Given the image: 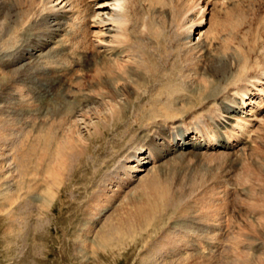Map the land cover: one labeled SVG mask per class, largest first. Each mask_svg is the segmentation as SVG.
I'll return each mask as SVG.
<instances>
[{
  "label": "rangeland",
  "instance_id": "obj_1",
  "mask_svg": "<svg viewBox=\"0 0 264 264\" xmlns=\"http://www.w3.org/2000/svg\"><path fill=\"white\" fill-rule=\"evenodd\" d=\"M10 1L12 0H6L0 6V27L4 24L0 31L8 33L6 37L0 39V79L8 73L10 77L6 87L10 86L14 89L28 88L27 91H18L21 94L19 100L24 103L13 101L10 105L13 107V111L10 112L11 117H14L16 121H25L26 123L29 120H38L39 116L57 125L62 119L64 123L66 116L64 113L62 114L59 105L54 103L55 100L59 99V93L50 86V76L45 74L43 67L54 64L56 60L63 59V57L78 59L83 54V51H80L82 47L89 51V55L84 54L88 55L90 59H103L100 56L101 53L96 51L95 36L92 37V31H96L98 28L93 17H91V13L97 11L99 5L96 2L92 3L91 0L63 1L67 3L65 9L69 12L66 19V25L68 26L67 39H64L61 49H52L51 47L45 49L46 59L33 61L29 55L30 53L38 55L35 49L31 50L36 44V39H45V36H48L51 30V19L48 16L46 17L49 12H45L50 10L46 9L45 2L49 6L55 1L49 0L52 2L49 3L48 0H43L37 15L34 12L38 9V5L32 6L30 4L32 0L30 2L29 0H23L14 7L9 5ZM197 1L195 5L193 0L189 1L193 5L189 3L188 6L193 10L189 9L185 13L179 10L176 0L130 1V6L126 7L124 15L130 16L131 19L127 24V30L118 36V44L122 38L131 46L127 47L128 54L133 55L135 53V55H138L140 44L151 46L157 42L161 43L162 47L166 49L165 44L168 42L172 43V55L153 51L152 55L155 59L151 60L148 54L146 55V62H149L151 66L159 65L162 71L159 77L150 75L153 81L152 88L154 89L147 94H140L134 87L139 82L138 77L134 76L128 81L127 85L131 91L126 87L129 92L126 95L122 94L118 98V102H115V104H120V106L115 107L116 110L121 109L122 115L113 116L108 113L104 116L115 118L110 126H106L104 134L99 133L89 140V148L76 164V169L69 172L64 185L59 190L56 189L57 196L51 207L46 209L41 206L38 207V198L35 195L43 193L46 188L39 183V181H42L41 177L43 176L40 171H38L40 174L37 175L32 171L33 168L27 169L25 167L26 159H22L24 163H21V165L18 162L21 158L18 161L16 159L17 163H15L11 151L3 149L9 155V161L14 164L12 165L15 169L14 177L19 175L20 178L21 174L18 172L21 169L26 173L30 171L32 182L29 181L28 184L38 190H32L31 195L33 196L27 195L26 201L29 202L30 200L33 203H29L30 206L27 208L29 210L26 209L24 213L21 212L24 209L22 200L19 199L16 203L14 201L10 204L11 201L0 198V264H245L243 262L245 255L231 250L232 239L229 238L232 237V230H237L239 225L248 223L252 218L256 219L257 224L264 220L263 106L255 108L260 118L259 121L255 120L256 116L247 117L249 120L251 119V122L249 121L251 133L248 138L253 137L247 143V146L244 145V148L239 146L231 150H225L223 148L195 149L190 146L187 148L182 147L181 153L160 156L156 165L149 162L145 166L146 170L141 171L140 167L139 170H131V175L128 173L129 166L135 162H128L126 156L132 155L136 151L134 150L136 147L139 148L141 145H145L143 144L144 141L150 140L153 133L155 123L150 124L146 121L145 117L149 114L144 108H152L159 105L160 102L166 101L160 85L172 78L173 82L183 85L182 94L186 101L197 102L191 108V113L186 115L188 117L187 121H191L200 113H215L218 109L215 106V103L218 104L216 100L225 95L232 85L226 83L216 84L215 80L201 74L200 71L206 70L211 57L220 53L219 51L226 54H236V51L238 52L247 40L250 43L254 37L246 32L245 21L248 20V17L251 18L254 13L257 23L256 17L264 15V2L262 0H257L256 4L261 6L256 11L257 13L252 11L254 9L250 10L248 8L255 0H236L240 4L239 6H231L227 9L226 6L232 5V3H227L228 5L223 6L222 10L217 8L218 12L212 10L214 15L211 12L202 15L200 6L203 2L202 0L199 3ZM248 1L249 3H247ZM63 2L57 5L59 7L62 5L60 9L64 6ZM221 3L219 6H221ZM59 7H56V9ZM65 9L63 8L60 11ZM81 9H84L83 12ZM79 10H81V14ZM3 16L8 17L6 21ZM202 18L203 23L198 28L196 27L195 31L192 30V25L197 26L198 23L202 22ZM234 23H240L242 27L240 30H242L232 28L230 24ZM85 31L88 32L84 34ZM258 34L262 35V32ZM199 35L200 37L197 39L196 37ZM68 36H70L69 39ZM262 37V40L259 39L258 42L264 41V35ZM236 39L237 41H235ZM187 40H192V43H203L206 46L205 49L197 50L194 59L190 60V63H185L182 58L183 52L185 53L188 50L184 48ZM84 43L86 44L84 45ZM238 44H241L239 45L240 48L237 46ZM71 45H74L73 50ZM216 45L217 50H215ZM74 47H78L80 50L78 48L76 50ZM22 49H27L28 53L20 56L18 53ZM159 58H164V61L159 63ZM182 62L186 64L185 67ZM89 68L80 79L77 73L78 69L76 70V67L75 69L72 68L76 75L73 74V76L68 77V81L66 79L67 83H63V85L65 84L67 89L70 87V90L74 89L73 91H75L78 89L81 91L89 82L91 85L96 83L92 79L93 70L90 69L91 71L88 72ZM11 72H14V74L12 75ZM192 72H195V77L190 76ZM146 73L150 74L148 69ZM221 78H219L220 81H222ZM72 79L73 83L77 79L81 80L80 82L83 83L79 85L80 87L84 85V87L78 88V83L72 85L71 82L68 85V82ZM197 89H199L198 94L196 93ZM82 93V95L84 93L89 94L88 89L82 91ZM92 97L99 98L98 92L94 91ZM80 98L79 96L78 99ZM33 99L38 101L28 106L26 101ZM255 99L260 100L259 97ZM74 102H78V100L74 99ZM94 102L90 99L87 106L84 105L83 113L93 115V111L97 107ZM55 109L60 111L53 114ZM139 110H142L145 117L141 119V124L137 125L134 122V115ZM180 110L182 113L185 112V109L180 108ZM75 115L76 113L73 117ZM118 117L121 118L119 122L116 121ZM84 118L82 115L78 116L77 113V123H82V120H89ZM169 122L166 123L167 125L163 124L171 131L170 126L172 125ZM25 124L21 125L24 126ZM82 124V126H86L85 123ZM175 124L182 125L180 121ZM82 132L85 137H90L87 128H83ZM207 136L204 135L203 138ZM152 141L154 140L152 139ZM161 142L159 139L157 140V143ZM152 146L157 148L161 144L152 142ZM146 148L147 146L142 147L141 152L145 151ZM17 167H20L18 171L16 170ZM258 170L263 171V174H259ZM61 172L62 169L59 167L57 172L54 173L59 180H62L66 170ZM127 173L130 175L131 180L129 183H124L120 188L118 183H122L127 178ZM30 174L28 172V175ZM152 176L158 178V182L162 187L171 189L170 201L175 208L164 211L161 219L156 218L153 220L154 224L148 226L145 231L143 230V233H136L121 245L111 246V248H98L93 244V241H96L97 233L103 228L104 224L108 223L113 214L124 204H127L126 202L130 198L139 197L140 191L144 188V181ZM175 193L176 196L172 198ZM106 195L110 199L103 201L104 206H100L101 209L107 207V210L102 215L94 218V210H88L89 204L94 201H102ZM34 196L35 198H33ZM3 203L8 205L6 211L2 209ZM252 205L253 209L249 211L248 208ZM206 207L218 214V221L205 217L204 210H206ZM13 210L17 212L11 215L9 212ZM232 216L242 223L234 226V222L230 218ZM219 222H222V224H219ZM182 233H186L188 236L186 239L189 242H186L185 246L179 243L177 246L181 249L175 246L171 248L169 253H166V251L161 252L166 246L164 243L172 240L173 237H180ZM207 236L211 238L209 239ZM192 240H195V242L193 243ZM212 240L216 241V247L212 250L203 251L200 241L212 242ZM239 246L240 249H243L245 245L240 244ZM186 251L188 253L182 259ZM168 256L172 259L161 262ZM155 259H158L159 262L154 263Z\"/></svg>",
  "mask_w": 264,
  "mask_h": 264
},
{
  "label": "bare ground",
  "instance_id": "obj_2",
  "mask_svg": "<svg viewBox=\"0 0 264 264\" xmlns=\"http://www.w3.org/2000/svg\"><path fill=\"white\" fill-rule=\"evenodd\" d=\"M22 1L23 0H12L9 2V5L11 7H14ZM42 1L43 0H32V2L30 3L32 6L38 5V9H36L34 12L35 15L39 13L38 11H40L39 8ZM53 1H55L56 3ZM63 1L65 0H52L53 3L49 1V3H52L51 5H49L50 7L45 2L46 9L50 10L45 12H49L46 17L48 16V18L51 19V30L49 32V35L45 36V39L37 37L39 39H36V44L33 48H31V50L35 49L38 52V55H35L33 53H30L29 55L33 59V61L36 59L37 61L46 59L47 56L44 52L45 49H47L48 47H51L52 49H61V44L64 43V39H67L66 36L68 35V26L66 25V19L69 12L65 9L67 3ZM130 1L131 0H91L92 3L96 2L99 5L97 7L98 10H95L91 13V17H93L96 23V27L98 28V30L92 31V37L95 36V42L97 46L96 51L98 53H101L100 56H102L103 59H90V57L88 56L89 51H87L83 47L81 48L82 50L76 47L80 51H83L82 56L80 54V56L78 55V59L75 60V57H63V59L66 58L64 59L66 61L61 58L62 60L58 59L54 62V64L43 67L45 74H49L50 76V86L52 88H55V90L59 93V99L55 100L54 103L58 104L62 110V114H65L66 118L64 123L62 119V121L57 125L51 121H47L44 118H41L40 116L38 117V120H29L27 123L25 121H16L14 117H11L10 112L13 111V107H11L10 105L13 103V101H17V103H24L23 101L19 100V95L21 94L18 91H27L28 88L14 89L10 86L6 87L7 81L10 77V74L8 73H6L0 79V198L2 200L5 199L7 201H11L10 204L14 201L16 203V201H19V199L22 200L24 209L20 207L21 205L18 206L23 210H21L22 213H24V211L26 212L28 206L33 203L30 200L29 202L26 201L27 195H31L32 190L34 191L38 189L34 187L32 188L31 184H28L29 181L30 183L32 182V174H30V171H28L30 174L28 175V172L26 173V171L21 169L18 172L21 174L20 178L18 177L19 175L15 176L16 178L14 177L15 169L12 167V165L14 164L9 161L10 157L6 152L3 151V149L11 151V154H13L12 158L15 163H17L19 158H21V160L18 161L20 162V164H18L21 165V163H24L22 159H26L28 161H25V167L27 169L33 168L32 171L37 173V175H39L40 173L43 175L41 177L42 181H39V183H41V185L43 184L46 188L43 193L41 192L34 195L38 198V207L41 206L45 209L51 207L55 202V198L57 196L56 189L59 190L66 182L68 173L76 169V164L81 160L84 153L89 148V140L93 139V137L98 135L99 133L104 134L106 126H110L115 118L112 116H104H106L108 113H111L113 116L122 115L121 109L116 110L115 107L120 106V104H115V102H118L117 100L122 94L126 95L127 92H129L127 90V88L130 90V87L127 85L128 81L131 80L134 76L138 77L139 82L134 87L137 91H139L140 94H147L149 91H152L154 89L152 88L153 81L151 79V76L159 77L161 76L162 71L159 68V65L151 66L149 62L147 63L145 60L146 55L148 54L150 60L155 59V57L152 55L153 51L164 52L167 55H172V43L168 42L165 44L166 49L162 47L161 43L157 42L151 46L148 44H140V46L143 47L139 46L140 53L138 55H135V53H133V55L128 54L129 50L127 47L131 46L125 40L123 41L122 38L120 39L118 44V36L122 35L127 30V24H129L131 19L130 16L124 15L126 7L130 6ZM176 1L179 10L182 13H185V11H189V9H191V11L193 10L188 6L190 3L189 1L192 0ZM193 1L195 5V2L197 0ZM4 2H6V0H0V6H2ZM62 2L64 3V11H60L63 9H60L62 5H60V7L57 6L60 3L62 4ZM197 2L199 3L200 0H198ZM202 2L203 3L200 6V13L202 15H205V13H212L213 11H217V8L222 10L223 6L228 5L227 3H232V5L229 4L228 7L226 6L227 9L231 8V6L240 5L236 0H202ZM220 2H222L221 6H219ZM262 2H264V0H262ZM247 3H249V1ZM256 3L257 0L251 3L248 8L250 10L254 9L252 11L256 12L259 7H261ZM82 4L84 5V3ZM191 4L192 3H190V5ZM56 7L59 8L56 9ZM81 10H79L80 14ZM260 15L261 14L259 13V16ZM3 18L6 21V18L8 17L3 16ZM256 18L257 23L255 21L253 13L252 17H248V20L245 21L247 28L246 32H249V34L254 37V39H250V43H248L247 40L241 48L239 47V45L241 44H238L237 46L240 48V50L237 49L239 51H236V54H226L223 51H219L220 53L211 57L206 70L200 71L201 74H205L207 75V77H211L213 80H215L216 84L226 83L232 85L225 95L216 100L218 104L216 105L215 103V106L218 107V109L215 113H200L199 115L191 119V121H187L188 117L186 115H189L191 113V108L197 102L186 101V98L182 94L183 85H180L178 82H173L172 78L160 85L162 93L165 94L166 101L160 102L159 105L152 108H144V110H147V113L149 114L146 117L142 110L136 112V114L134 115V122H136L137 125L141 124V119L143 117H145L148 123L155 124L153 125V133L151 134L150 140L147 139L143 143L145 145H141V147L139 148L136 147L134 149L136 151L132 155L129 154L126 156V160L128 162L131 161L137 163L136 165L134 163L129 166L130 170L128 171V173H130L131 170H139L140 167L141 171L146 170L145 166L149 162H152L154 165H156L157 159L160 156H168L171 154L181 153L182 147L187 148L188 146H190L195 149L223 148L225 150H231L239 146H241V148H244L245 146H247V143L252 140L253 136H250L251 139L248 138L249 134L251 133V129H249L251 119L249 120L247 117L253 115L254 117L256 116L255 120L259 121L260 118L257 110L255 111V108H259L262 106L264 107V41H260L261 43L258 42L259 39H261V37L264 35V15ZM202 23L203 18L202 22L198 23L197 26L192 25V30L195 31ZM72 25L70 26L72 27ZM230 26L236 30H240V28H242L240 23L230 24ZM87 32L85 31L84 34H86ZM259 32H262V35L258 34ZM7 34V32L0 31V39L6 37ZM69 37L70 36H68V39ZM199 37L200 35L196 38L199 39ZM235 41H237V39ZM86 43H84V45ZM71 46L73 50L74 45ZM205 47L206 46L203 43H192V40H187L184 44V48L188 50L187 52H183L182 54L183 61L185 63H190V60L194 59V55L197 50L205 49ZM215 47V50H217V45ZM22 50H20V52L18 53L20 54V56L28 53L27 49ZM163 61L164 58H159L158 62L162 63ZM185 65L186 64L183 63L184 67ZM231 65L232 67L234 66V68L230 67ZM75 67L76 70L78 69L77 73L80 76L79 79L83 77L84 73L87 71V68L90 67L88 72L91 71L90 69L93 70L92 79L93 81L95 80L96 83L91 85V83L89 82L88 84H86V87H84L83 85L84 90L88 89L89 94L84 93V95H82V91L84 90L80 91L77 89L73 91L74 89H72V87V90H70V87L68 89L66 88L65 84L68 81V77L75 74L72 70V68L75 69ZM147 69L150 74L146 73ZM11 74L13 75L14 72H11ZM194 75L195 72H192L190 74V76L192 77H195ZM220 77H222L221 80L223 82L219 80ZM79 79H77L78 81L76 80V82L74 83L72 79V81L68 82V85L70 82L72 83V85L76 83H78V85L80 83H83L80 82L81 80ZM63 83L65 84L63 85ZM83 87H80L79 85L78 88ZM94 91L98 92L99 98L92 97ZM198 91L199 89L196 90L197 94ZM79 96L81 97L80 99H78ZM256 97H259L260 100L258 101L257 99H255ZM74 99H77L78 102H74ZM88 99L94 100V103H96L97 105V107L93 111V115L83 113L84 107L87 106L89 102ZM37 101L38 100L36 99L29 100L26 101V104L30 106ZM180 108L185 109V112L182 113ZM59 111L60 110L55 109L53 114L58 113ZM75 113L76 115L73 117ZM77 113L78 116L82 115L85 117L84 119H89L88 121L82 120V123L86 124L85 127L82 126V123H77ZM178 118L179 120H177ZM120 119L121 118L118 117L116 121L119 122ZM168 121H170L172 125L170 126L171 131L168 130V127L164 126V124H166ZM178 121H180L182 125L175 124ZM21 124L25 125L23 126ZM83 128L88 129L90 137H85L82 132ZM204 135L208 136L203 138ZM152 139L154 141H152ZM158 139L162 142L157 143ZM147 142L150 143L146 144ZM152 142H154V144H161V146H157V148H154L152 146ZM145 146H147V148L145 149V151L141 152V148ZM147 149L148 152L146 153ZM59 167L62 169V172L66 170V173L62 180H59L54 174L57 172V169ZM19 169L20 167H17L16 170L18 171ZM38 171H40V173ZM128 173L127 178L123 180L122 183H118L120 188L124 183H129V181L131 180V173L130 175ZM258 173L263 174V171L261 172L258 170ZM27 176L30 177L28 178ZM32 184L34 185V183ZM143 187L144 188L139 193V197L135 196V198H130L129 201L126 202L127 204H124L119 210H117L113 214L112 219L108 223L104 224L103 228H101L97 233L96 241H93V244H95L98 248H111V246L116 247L119 244L121 245L125 241L127 242L129 237L134 236L136 233H143V230L145 231L148 226L154 224L153 220H155L156 218L161 219L164 211L175 208V206L170 201L171 189L162 187L158 182V178L156 176H152L145 180L143 183ZM35 196L33 198H35ZM175 196L176 193L172 195V198ZM109 199L110 197L106 195L102 201H94L93 203L89 204L88 210H94V218H97L98 215H102L104 211L107 210V207L101 209V206H104L105 204L103 201H108ZM7 206V204L3 203L2 209L6 211ZM252 209L253 205L248 208L249 211H251ZM28 210L29 209H27V211ZM16 212L17 211L13 210L9 213H11L12 215ZM204 213L206 218L209 217L212 218L213 221H218V214L215 213V211L213 212V210L210 211L209 207H206ZM28 214L30 213L28 212ZM24 215L26 216V214ZM89 216L91 217V215ZM230 218L233 220L234 226L242 223L240 220L233 216ZM219 224H222V222H219ZM231 236L232 237L229 238L232 239V242L229 241L231 242L230 248L234 252L245 255L243 258V262L245 264H264V255H262L264 254V220L258 222L257 224L256 219L252 218L248 223L239 225L237 227V230H232ZM187 237L188 236L186 233H182L178 238L173 237L172 240L164 243L166 246L161 250V252L166 251V253H169L171 248H174L175 246L178 247L177 245L179 243H182V246H185V243L189 242L186 239ZM208 238L210 239L211 237ZM214 238L219 239L218 237ZM192 242L194 243L195 240H192ZM200 242L202 244L203 251L207 249L212 250L216 247L215 240H212V242ZM240 244L245 245L243 246L244 250L240 249ZM178 249L181 248L178 247ZM187 253L188 251L184 252L182 259ZM171 259L172 258L168 256L161 262H166ZM158 262V259L154 260V263Z\"/></svg>",
  "mask_w": 264,
  "mask_h": 264
}]
</instances>
